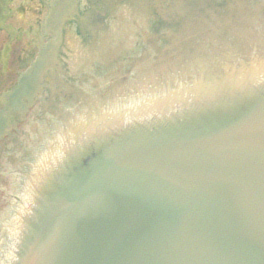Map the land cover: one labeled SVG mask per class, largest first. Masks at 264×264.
I'll return each mask as SVG.
<instances>
[{
	"label": "water",
	"instance_id": "95a60500",
	"mask_svg": "<svg viewBox=\"0 0 264 264\" xmlns=\"http://www.w3.org/2000/svg\"><path fill=\"white\" fill-rule=\"evenodd\" d=\"M193 1L175 6L189 30L220 37L169 59L144 99L122 90L67 121L5 264H264V0L225 18Z\"/></svg>",
	"mask_w": 264,
	"mask_h": 264
},
{
	"label": "flooded vegetation",
	"instance_id": "af4514ba",
	"mask_svg": "<svg viewBox=\"0 0 264 264\" xmlns=\"http://www.w3.org/2000/svg\"><path fill=\"white\" fill-rule=\"evenodd\" d=\"M80 1L82 3H80ZM85 1V2H84ZM89 0H71L77 12L71 19L81 33L102 20ZM51 0H0V215L8 208L17 171L29 152L27 140L39 132V122L55 102L67 100L68 91L56 86L65 74L55 56L56 31L47 23ZM70 32V38H73ZM45 66H37L42 55ZM62 74V75H61ZM25 81V83H23ZM69 98V96H68ZM51 106V109H50ZM2 218L0 217V224ZM0 229L2 227L0 226Z\"/></svg>",
	"mask_w": 264,
	"mask_h": 264
},
{
	"label": "rangeland",
	"instance_id": "374dc122",
	"mask_svg": "<svg viewBox=\"0 0 264 264\" xmlns=\"http://www.w3.org/2000/svg\"><path fill=\"white\" fill-rule=\"evenodd\" d=\"M117 1H118V3H117ZM106 2H107L108 7L112 10V14L114 16H117L122 21V13L120 12V6H119L120 0H106ZM133 2L137 5L136 10L133 12L134 14H136L137 12H139L140 10L144 9L147 6L146 0H133ZM130 7H131L130 5H128V6H125L124 5L125 12L128 13V11H130ZM112 14H108V18H112V21H113V19H115L113 21V24H112V25H114V22L117 21V20H116V18H114V16ZM153 14L157 15V12L154 11ZM128 16H129L128 17L129 20L132 19V16L131 15L128 14ZM159 18H161L163 20V24H159L160 26H157L158 27L156 29L157 31H160L161 30L160 27L165 26V24L168 25L167 22H166V20H164L160 16H159ZM122 27H123L124 32L122 34H119V31L122 29ZM125 27H126V25H123V22H122V26L121 27L112 28L113 29L112 36L110 34L111 31L110 32L109 31H106V32H104L102 34H99L98 33V34H95V35H92V36L89 35L90 37L87 38V41L89 43L87 50H90L91 52H94L95 50H103V52H104V50H106V49L107 50L111 49V50H113V51L116 52L117 58L118 57L120 58L121 64L124 67V64H128L129 55L133 51V49L131 47L127 46V40L125 38L127 36V34L129 33L130 28L129 29H125ZM173 28H174V26L170 22H169V26H165V29L166 30H170L172 33H173ZM141 35L142 34H141V31H140V28L137 27V28L133 29V31L130 33L129 39H131V42L134 43L135 41H139L140 39H142L143 35L142 36ZM110 38H111V40L113 42L112 44H109L108 43L109 40H110ZM79 39L78 38L76 39V37L75 38L73 37L72 40L71 39H66V41H65V43L63 45V48H62L63 51H64L65 50V46L66 45H69V43H71L72 46H71V49L69 50L70 51V55L72 57L75 56V55L77 56V59L75 61L76 62V66H75V68L73 70H71V72H70V67L72 65L73 60H72V62H70L71 59L69 58L70 56H68L67 68H68V65H69L70 67H69V74L68 75L70 77H72L73 75L78 74L77 72H79L81 70L80 69V65H82L81 64L82 61L89 62L86 59L87 57L89 58V52H85L86 49H85V47L83 46L82 42ZM175 42H174V44H175ZM140 49L142 50V52H144V54H147V53L150 52L147 48H145V49L144 48H140ZM105 53L107 54V51ZM83 57L85 58L84 60H83ZM82 68L84 69V67H82ZM144 69L145 70H151V64H147L144 67ZM71 73H72V75H71ZM80 75H82V74H80ZM84 75H85V73H84ZM80 80L81 79L77 80V83L78 84H80V85H87V80L85 81V78L82 79L81 81ZM0 217L2 218L1 215H0ZM0 231H1V229H0ZM0 239H1V237H0Z\"/></svg>",
	"mask_w": 264,
	"mask_h": 264
},
{
	"label": "bare ground",
	"instance_id": "6f19581e",
	"mask_svg": "<svg viewBox=\"0 0 264 264\" xmlns=\"http://www.w3.org/2000/svg\"><path fill=\"white\" fill-rule=\"evenodd\" d=\"M183 1H185V0H179V6L180 5H184V3H183ZM194 1L193 0H191V3H193ZM203 2V1H202ZM231 2H232V0H228L227 1V5H226V7L229 9V10H231V6L233 7V5H231ZM200 4H201V2H199L198 1V3L197 4H194L193 6H197V7H199L200 6ZM243 6H248V7H253L251 4H246V5H243ZM195 7H192V8H195ZM202 7V6H201ZM205 8L206 9H208V7L207 6H205ZM233 9H234V13H236V15H239V14H241L242 13V11H244L241 7H238V8H236V7H233ZM216 13H218V12H216ZM195 14H196V12H195ZM245 14V12H243V15ZM228 15H229V13H228ZM220 17V15H218L217 14V17ZM133 18L134 17H132V19H131V21H129V23L128 22H125V23H127L126 24V27H125V29H129L130 28V30H131V28H133V27H131V26H133V24L135 23V24H139V22L138 21H136V20H133ZM221 18V17H220ZM136 21V22H135ZM212 21H216V20H212ZM141 26H143L144 24L143 23H141L140 24ZM199 25H196V27H198ZM207 26H208V24L207 23H203V26L202 27H204V28H207ZM249 26H251V27H253V23H250L249 24ZM118 27H121V25H119V26H116V28H118ZM112 28H115V26H113ZM124 32V30H123V27H122V29L119 31V34H122ZM126 34V33H125ZM124 34V35H125ZM106 49V48H105ZM110 52L109 50H104V52ZM136 54V53H135ZM135 54H132L131 56H133V57H135ZM108 54H105V57L107 56ZM76 59H77V56L75 55V56H73V62H72V69H74L75 68V66H76ZM143 63V59L140 61V63H139V65H141ZM146 63V60H144V64ZM128 64H129V62H128ZM137 65H138V63H136ZM138 65V66H139ZM84 72H91L92 73V69L91 68H85L84 70H83ZM104 73V71H98V75H101V74H103Z\"/></svg>",
	"mask_w": 264,
	"mask_h": 264
}]
</instances>
